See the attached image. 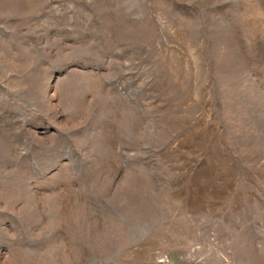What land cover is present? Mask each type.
<instances>
[{"label":"rangeland","instance_id":"374dc122","mask_svg":"<svg viewBox=\"0 0 264 264\" xmlns=\"http://www.w3.org/2000/svg\"><path fill=\"white\" fill-rule=\"evenodd\" d=\"M0 264H264V0H0Z\"/></svg>","mask_w":264,"mask_h":264}]
</instances>
